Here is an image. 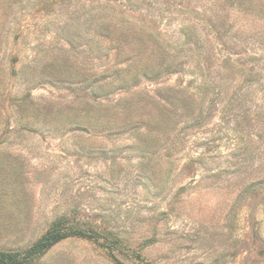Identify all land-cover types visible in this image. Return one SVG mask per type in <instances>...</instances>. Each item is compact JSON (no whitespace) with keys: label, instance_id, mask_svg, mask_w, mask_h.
<instances>
[{"label":"rangeland","instance_id":"1","mask_svg":"<svg viewBox=\"0 0 264 264\" xmlns=\"http://www.w3.org/2000/svg\"><path fill=\"white\" fill-rule=\"evenodd\" d=\"M60 216L98 239L17 264H264V0H0V251Z\"/></svg>","mask_w":264,"mask_h":264},{"label":"trees","instance_id":"2","mask_svg":"<svg viewBox=\"0 0 264 264\" xmlns=\"http://www.w3.org/2000/svg\"><path fill=\"white\" fill-rule=\"evenodd\" d=\"M210 25L214 26V28L216 29V26L213 25V23H210ZM139 29L142 32L146 31L145 29H143V27H140ZM198 41H199V38L197 37V35L195 33L192 34L191 32H188V31L185 33L183 41L173 43L175 44L173 46L172 44H169L167 42L164 43L165 44L164 45L162 41L160 40L155 41L154 43L152 41L151 44L154 47V50L159 55H164V56L168 55V57H170V54L172 53L171 51L172 49L174 51H177L176 57L179 58V60L177 61L171 58L173 60L164 62L163 58H160V62L158 64L153 63L147 66H141V67H144L142 69L136 67V65H133L129 69H126V70L125 69L117 70L116 72H114L113 75L109 77H104L103 80L107 83L112 81V86L110 88H113L115 87V85L123 86V85L129 84L135 81L140 75H144L147 77L149 76V74H152V75L155 74L154 77H159L161 75H164L167 72H169V70L173 66H175L176 63L178 65H183V62L185 60L186 62L187 60L189 61L190 54L194 52L195 48L197 47L199 49L202 47V45H200V42ZM223 46H225L224 43H223ZM172 56H175V55L172 54ZM196 63H197L196 64L197 68L202 65L201 60H197ZM242 64L243 63H240L239 66H242ZM178 65H176V67ZM257 66L258 65L253 63L252 68L244 69V70L253 72L257 69ZM231 67L232 65H230L228 68H231ZM105 76H108V74L106 73ZM203 85H200V88L203 90V94L207 95L209 92L207 90L210 89V92H211V90L213 89V85H210L209 81L208 83L205 81ZM110 88H104V89L110 90ZM203 99L205 98L203 97ZM120 101L124 102V101H129V100H128V97L127 98L125 97V98H122ZM188 101L196 102V99H192V100L189 99ZM120 104L121 103H118L117 107H119ZM109 107H111V105H109ZM107 110H108L107 108L104 109V107H102V111H100L101 117H100L99 124H102V125L108 124L109 127H113L114 125L111 122V120L108 123L104 122L106 116L108 115ZM108 236L109 235L107 234V237H105L104 240L107 241L106 238H108ZM70 237H82V238H89V239H95V240L98 239L97 238L98 236H95V232L93 230L82 228L79 225V223L71 222V219L68 216H60L51 223L48 230L30 247L23 249V250L13 251V252L12 251H0V264L30 263L36 256L38 257L39 255H42L48 249H50V247H52L53 245L65 239H68ZM104 246L112 255L115 253V251L118 250L116 247L117 245L111 242H107Z\"/></svg>","mask_w":264,"mask_h":264}]
</instances>
